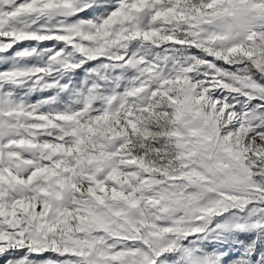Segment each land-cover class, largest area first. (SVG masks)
Masks as SVG:
<instances>
[{
    "label": "snow or ice",
    "instance_id": "6c2138e0",
    "mask_svg": "<svg viewBox=\"0 0 264 264\" xmlns=\"http://www.w3.org/2000/svg\"><path fill=\"white\" fill-rule=\"evenodd\" d=\"M0 264H264V0H0Z\"/></svg>",
    "mask_w": 264,
    "mask_h": 264
}]
</instances>
